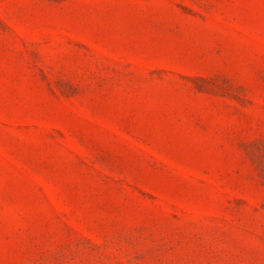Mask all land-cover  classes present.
I'll return each mask as SVG.
<instances>
[{
  "label": "rangeland",
  "instance_id": "rangeland-1",
  "mask_svg": "<svg viewBox=\"0 0 264 264\" xmlns=\"http://www.w3.org/2000/svg\"><path fill=\"white\" fill-rule=\"evenodd\" d=\"M0 264H264V0H0Z\"/></svg>",
  "mask_w": 264,
  "mask_h": 264
}]
</instances>
